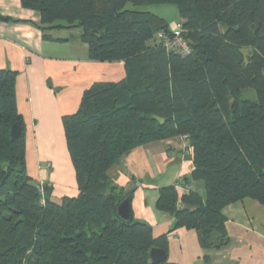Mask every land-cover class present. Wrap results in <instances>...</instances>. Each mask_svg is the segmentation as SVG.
<instances>
[{
    "label": "trees",
    "instance_id": "16d2710c",
    "mask_svg": "<svg viewBox=\"0 0 264 264\" xmlns=\"http://www.w3.org/2000/svg\"><path fill=\"white\" fill-rule=\"evenodd\" d=\"M21 2L43 31L80 28L89 59L123 61L127 77L95 83L63 118L79 195L57 202L28 175L17 73L0 70V264H154L152 248L168 256L166 235L118 217L133 194L108 172L133 150L178 137L192 150L188 192L161 188L156 209L174 217L173 230H195L203 249H225L224 208L245 199L264 206V0ZM129 4L177 6L188 51L167 46L165 19ZM198 182L204 196L187 188Z\"/></svg>",
    "mask_w": 264,
    "mask_h": 264
},
{
    "label": "crops",
    "instance_id": "0c3cea01",
    "mask_svg": "<svg viewBox=\"0 0 264 264\" xmlns=\"http://www.w3.org/2000/svg\"><path fill=\"white\" fill-rule=\"evenodd\" d=\"M39 24V14L25 9L21 0H0V70L17 73L28 175L53 188L52 198L59 202L79 195L63 118L78 112L95 83L120 82L127 70L123 61L90 60L80 28L43 31ZM193 170L190 142L178 137L133 150L108 175L124 194L132 192L134 221L150 225L156 239L168 237L170 263L264 264V206L259 202L245 199L224 208L230 240L222 250L203 249L195 230H173L174 217L156 209L161 188L178 185L181 196L188 192L181 184ZM187 188L205 195L201 182Z\"/></svg>",
    "mask_w": 264,
    "mask_h": 264
},
{
    "label": "water",
    "instance_id": "95a60500",
    "mask_svg": "<svg viewBox=\"0 0 264 264\" xmlns=\"http://www.w3.org/2000/svg\"><path fill=\"white\" fill-rule=\"evenodd\" d=\"M20 134L19 127L17 125L12 128L13 138H17ZM132 197L127 196L118 206L117 215L118 217L127 223H130L133 219L132 216V207H131ZM149 257L152 263L160 264L164 263L167 260L166 253L158 248H152L149 252Z\"/></svg>",
    "mask_w": 264,
    "mask_h": 264
},
{
    "label": "rangeland",
    "instance_id": "374dc122",
    "mask_svg": "<svg viewBox=\"0 0 264 264\" xmlns=\"http://www.w3.org/2000/svg\"><path fill=\"white\" fill-rule=\"evenodd\" d=\"M127 8L129 10L142 11V12L146 11V12L155 14L165 19L169 23L170 28H172L174 25L181 22L179 10L177 6H174V5H156L155 4V5L135 6L133 4H129ZM40 186H43V189H44L45 183H40Z\"/></svg>",
    "mask_w": 264,
    "mask_h": 264
},
{
    "label": "built area",
    "instance_id": "2783aa9c",
    "mask_svg": "<svg viewBox=\"0 0 264 264\" xmlns=\"http://www.w3.org/2000/svg\"><path fill=\"white\" fill-rule=\"evenodd\" d=\"M173 32V37L172 40L170 39L169 42H167V46L172 48V49H178L181 50L182 52H187V44L184 40V37L182 36L184 33L183 27L181 24H176L172 28ZM161 38H165V35L161 34ZM43 186H40V193L43 194Z\"/></svg>",
    "mask_w": 264,
    "mask_h": 264
}]
</instances>
